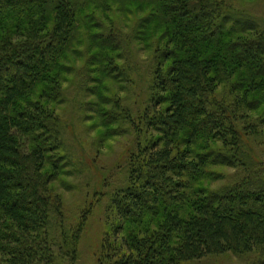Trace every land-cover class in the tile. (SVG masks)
I'll return each mask as SVG.
<instances>
[{
  "label": "trees",
  "instance_id": "16d2710c",
  "mask_svg": "<svg viewBox=\"0 0 264 264\" xmlns=\"http://www.w3.org/2000/svg\"><path fill=\"white\" fill-rule=\"evenodd\" d=\"M132 45L153 52L135 114L126 98L100 94L106 80L129 83L116 62ZM71 76L104 128L126 122L134 134L96 264L253 252L264 264V170L244 148L245 137L264 135V120L250 116L264 106V22L233 0H0V264H76L90 211L68 224L49 188L66 157L47 105L64 103ZM211 166L240 175L208 189L219 178Z\"/></svg>",
  "mask_w": 264,
  "mask_h": 264
},
{
  "label": "rangeland",
  "instance_id": "374dc122",
  "mask_svg": "<svg viewBox=\"0 0 264 264\" xmlns=\"http://www.w3.org/2000/svg\"><path fill=\"white\" fill-rule=\"evenodd\" d=\"M233 5L245 7L264 22V0H233ZM136 19H139V14L136 15ZM126 31H128L126 27L122 28L123 33ZM157 36L159 33L153 34L152 42H156ZM132 47L130 55L127 54V61L116 62L118 67L128 72L129 83L125 85L122 79V82L117 83L106 80L104 82L106 92L100 94L106 97L126 98L125 107L135 114L149 95L153 52L151 49H144L139 53L136 49L138 46ZM84 61L85 58L71 65L79 69ZM93 68L94 65L89 67L90 70ZM89 77L95 78L92 74H89ZM233 79L239 81L237 75H234ZM85 87L90 88L92 85L86 82ZM62 88L65 89L64 103L62 105L50 103L47 106L61 122V154L66 157L65 168L50 182L49 188L52 191L51 195L59 201L68 224H76L81 220L84 211H90L78 243L76 264H96L95 253L103 233L107 230V223L112 222L111 219L106 220L110 197L116 190L126 185L127 158L134 149V134L126 122L104 128L100 124L99 116L93 113L95 110L92 105L93 97L86 91L82 93L78 91L72 76L69 81L62 84ZM222 90L223 85H220L216 94L222 93ZM101 108L110 109L108 105H101ZM250 116L254 121L264 120V106H260ZM110 130L115 133H110ZM244 140V148L250 155L254 168L264 170V135L262 134L260 138L245 137ZM208 169L219 175V178L206 183L207 188L213 190L233 183L240 175V170L222 166H211ZM44 172L50 173V170L45 168ZM259 259L257 252L241 256L229 253L188 264H255ZM64 264L68 263L65 261Z\"/></svg>",
  "mask_w": 264,
  "mask_h": 264
}]
</instances>
